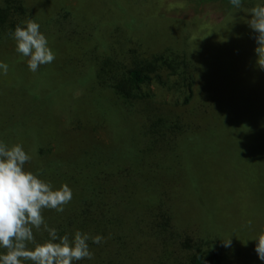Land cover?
Instances as JSON below:
<instances>
[{
  "label": "trees",
  "instance_id": "obj_1",
  "mask_svg": "<svg viewBox=\"0 0 264 264\" xmlns=\"http://www.w3.org/2000/svg\"><path fill=\"white\" fill-rule=\"evenodd\" d=\"M41 1L0 0V51H11L26 75L39 74L42 65L30 71L11 36L29 19L74 48L64 62L73 74L68 83L74 100L85 102L64 125L68 146L43 137L44 144L24 149L26 170L54 189H72L63 212L43 211L48 228L70 238L76 231L104 237L88 241L92 259L73 264H264L256 252L264 232L263 85L199 78L175 17L166 19V41L154 25L151 36L148 28L129 29L134 10L142 16L154 0H103L100 17L80 11L84 0ZM179 1L195 12L210 2L234 7L230 0ZM85 72L89 78H80ZM3 112L0 141L10 146L19 123ZM234 158L237 169L229 166ZM33 232L36 242L49 238L43 226Z\"/></svg>",
  "mask_w": 264,
  "mask_h": 264
},
{
  "label": "rangeland",
  "instance_id": "obj_2",
  "mask_svg": "<svg viewBox=\"0 0 264 264\" xmlns=\"http://www.w3.org/2000/svg\"><path fill=\"white\" fill-rule=\"evenodd\" d=\"M48 1L50 4V0L41 2ZM109 1L119 6L123 0ZM251 1L250 5L239 8L234 6L228 11L222 10L218 3H203L195 12L196 6L188 2L180 5L179 0H154L141 7L144 13L139 9L142 16L135 12V9L136 17L127 21L126 26L131 30L138 28L143 31L154 25L156 33H159L157 39L166 41L170 25V20L166 19L175 17L180 22H174V25L179 27L182 45L194 55L193 61L200 69L199 78H217L218 82L222 79L224 83H228L229 78H241L243 81L253 78L252 81L262 84L264 89V67L259 65L256 51L259 47L257 40L259 33L249 25L251 9L264 0ZM73 2L69 3L73 4ZM84 2L80 11L85 8L96 17L103 14L101 9L103 0H84ZM121 10L123 11L122 7ZM126 12L127 10L123 11V15ZM149 30L151 36L154 30L152 28ZM42 33L47 37L49 46L55 53V59L49 64L42 65V70H38L39 74L26 75L23 69L26 65H19L18 62L21 61H16L11 51H0V62L8 65L6 75L0 69V107L5 110L2 115L5 118L7 114H14L10 119L15 124L19 123V128L13 135V142L9 144L10 146L22 144L25 150L35 143H43L38 141L43 137L61 145V149L66 148L68 134L64 131V125L69 123V116L83 107L82 104L85 102L80 99L74 100V88L72 83H68V79L73 78V74H70L64 62L74 55V48L69 43L66 47V42H62L48 32ZM99 37L101 41L102 33ZM144 38L147 39L148 36ZM61 45L67 49H59ZM27 59L24 57V60L28 61ZM260 59H264V53L261 54ZM80 78H89V74L85 72ZM77 85H80L82 96L88 93L85 84L77 83ZM20 89L25 90L23 102L19 101ZM17 105L19 110L16 108ZM227 151H233V148L231 150L227 148ZM229 166L237 169L235 158ZM260 177L263 175H259Z\"/></svg>",
  "mask_w": 264,
  "mask_h": 264
},
{
  "label": "clouds",
  "instance_id": "obj_3",
  "mask_svg": "<svg viewBox=\"0 0 264 264\" xmlns=\"http://www.w3.org/2000/svg\"><path fill=\"white\" fill-rule=\"evenodd\" d=\"M239 8L241 0H230ZM249 25L259 33L258 63L264 67V6L257 5L250 11ZM18 53L28 57L30 71L36 72L44 64L54 61L55 53L49 46L47 37L40 31V25L29 19L24 26L17 25L11 33ZM0 69L7 74L8 65L0 62ZM31 159L22 144L7 146L0 141V264H73L85 258L92 259L88 241L100 244L104 237H90L87 233L76 231L74 237L60 236L55 228H48L43 211L54 209L63 212L64 206L72 199V189L68 184L53 188L50 182L41 179L36 173L25 169ZM41 226L49 238L36 242L33 229ZM256 252L264 260V232L256 238ZM32 244V247H29ZM225 246L231 240H224Z\"/></svg>",
  "mask_w": 264,
  "mask_h": 264
}]
</instances>
